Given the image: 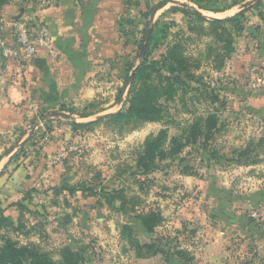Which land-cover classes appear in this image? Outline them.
Returning a JSON list of instances; mask_svg holds the SVG:
<instances>
[{"label": "rangeland", "instance_id": "374dc122", "mask_svg": "<svg viewBox=\"0 0 264 264\" xmlns=\"http://www.w3.org/2000/svg\"><path fill=\"white\" fill-rule=\"evenodd\" d=\"M257 1L76 0L81 6L90 4V15L97 18L103 11L94 10L106 8L107 18L71 27L73 49L66 51L74 57L66 63H72L89 91L79 90L78 105L61 103L54 94L41 95L43 101L28 123L0 133V171L10 174L25 166L37 181L22 201L0 207V217H9L15 225L5 222L0 235L35 243L55 259L65 246H88L86 264H184L174 255L177 248L191 253L189 264H264V0L253 8ZM42 4L48 8L54 1L0 2V26L15 46L14 23L25 22ZM185 6L213 19L244 13L245 28L234 32V52L221 69L208 64L216 47L213 39L200 36L197 29L190 32L196 26L193 17L173 12ZM148 27L152 41L145 57L150 62L161 60L169 44L191 38L185 51L194 77L185 79L189 84L179 86L173 97H160L164 119H109L74 130L72 120L57 113H91L88 120L97 121L128 110L131 73L143 59ZM69 73L71 68L65 67L61 76L66 79ZM212 90L220 101L212 102ZM208 107L221 122L215 139L206 149L199 144L173 149V139ZM161 132L166 139L154 159L157 168L144 174L139 155L145 142ZM243 151L249 155L242 156ZM185 167L192 170L184 173ZM95 190L102 192L92 196ZM122 198L128 201L124 211L117 210ZM143 209L163 216L154 233H146L134 218ZM20 222L23 227L16 230ZM124 225L133 228L140 243L155 242L170 248V254L138 258L122 238Z\"/></svg>", "mask_w": 264, "mask_h": 264}, {"label": "trees", "instance_id": "16d2710c", "mask_svg": "<svg viewBox=\"0 0 264 264\" xmlns=\"http://www.w3.org/2000/svg\"><path fill=\"white\" fill-rule=\"evenodd\" d=\"M7 1L8 0H1L0 2L1 4H5ZM262 1L263 0H258L254 3L253 8H258V5L262 4ZM202 9L208 11L212 10L207 7H203ZM173 12L187 13L189 16L193 17L196 26L190 27V32L198 31L197 33L200 34V36L208 35L213 39L216 45L215 49L210 50L208 64L216 69L224 67L234 52V32L240 33L245 28L242 22L244 13H238L234 16L225 18L210 19L204 15H200L195 9L188 6L179 9L175 8ZM189 39L191 38L186 37L185 39H179L175 44H169L161 60L150 62L147 57H144L140 65L134 66L137 67V71L131 85L130 105L126 112L112 114L97 121L85 123L72 121L74 130L89 127L97 122L109 119L117 120L132 117L145 123L164 119L166 115L163 106L158 102L160 97H173V95L178 92L179 86L184 88L189 84L185 79L194 77V73L190 70V66L192 65L191 59L187 56L185 51V46ZM151 41L152 35L150 38V42ZM197 68H200V63L197 65ZM148 70H150L151 73L146 77V72ZM203 87L207 88L205 85H203ZM210 94L211 96L209 95V97L212 102L216 100L220 101L215 91L212 90ZM222 105H224L223 102ZM91 115V113H82V116ZM220 123L217 112L212 111L211 108L208 107L205 114L196 116L192 122H189L188 125L182 129L181 135L173 139V149L175 148V150L179 151L184 146L196 144L206 149L220 131ZM165 139L164 132H161L158 136L149 138L145 142L143 151L138 158V166L144 169V174H149L157 168L154 159L155 156L158 155L157 153L163 148ZM241 155L248 156L249 154L248 151H243ZM190 170H192L191 167H185L183 172L188 173ZM91 192H94L93 194L90 193L92 196H98L102 191L96 192L95 190ZM121 194L122 192H118L117 196ZM115 198L117 197L115 196L111 200L113 201ZM127 203L128 201L126 198H122L121 205L117 210H126ZM138 203L137 201L132 206L134 212L137 210ZM18 205L23 206L22 203H18ZM134 218L141 223L144 231L149 234L154 233L162 225L164 220L161 212L155 209H143ZM5 222H7L6 225L15 226L14 222H11L9 217L1 215L0 228L4 227ZM22 227L23 224L20 222V225L15 229L20 230ZM133 234L134 230L130 225H124L122 227V238L126 240L130 247L135 249L138 258H146L157 253L170 254V248L165 249L162 245H157L155 242H146L142 244ZM1 239H3V244L0 245V264H86L89 261L88 246H85L81 250L71 246H65L58 252L59 258L55 259L49 253L41 252L39 250L40 247L35 243L25 245L18 241H13L10 237H2L0 235V240ZM145 249H147V251H145ZM174 255H176L179 260H183L184 264H189L188 261L191 259L189 256L192 257L188 250L182 248H177Z\"/></svg>", "mask_w": 264, "mask_h": 264}, {"label": "crops", "instance_id": "0c3cea01", "mask_svg": "<svg viewBox=\"0 0 264 264\" xmlns=\"http://www.w3.org/2000/svg\"><path fill=\"white\" fill-rule=\"evenodd\" d=\"M53 1L54 4L48 8H46L48 5L34 7L35 13L31 12L35 15L32 19L33 25L45 27L48 30L49 46H40L37 53L32 56H26L23 53H19L17 56H5L2 50L0 51V133L14 130L17 124L28 123L35 114V107L43 101L41 95L54 94L61 103L71 102L78 105L79 90L89 91L88 86H84L80 82L79 73L75 72L72 63H66V61L73 62L74 60L71 52L66 51H69L70 48L73 49L71 47L74 44L71 27L80 21L95 24L100 18L106 17L104 14L106 8L99 6L94 10L95 13L103 11L97 18L96 15H90L93 11L90 4L81 6L76 0ZM102 7L103 9H101ZM30 9L32 11V8ZM83 13L86 15L83 16ZM16 17L18 16L16 15ZM210 19L213 18L210 17ZM11 39L9 38V41ZM65 67L71 68V73L66 75V79H63ZM66 71L68 73L70 70ZM83 86L84 88H82ZM62 117L85 123L90 122L88 119L91 116L67 114ZM5 166L7 165L5 164ZM4 170L7 172L9 168L6 167ZM30 174L32 173L27 172L25 166L15 167L10 174L0 173V207L5 209L8 204L22 201L23 193L29 191L37 182ZM130 264H142V262L134 261Z\"/></svg>", "mask_w": 264, "mask_h": 264}, {"label": "built area", "instance_id": "2783aa9c", "mask_svg": "<svg viewBox=\"0 0 264 264\" xmlns=\"http://www.w3.org/2000/svg\"><path fill=\"white\" fill-rule=\"evenodd\" d=\"M39 7L45 6L42 4L39 5ZM34 16V14H31L23 23H14L16 28V47H14L15 45L10 43L6 38L4 33L5 28L0 26V49L5 56H17L19 53H23L26 56H32L37 53L40 46H49V32L45 27L33 25L32 19Z\"/></svg>", "mask_w": 264, "mask_h": 264}, {"label": "water", "instance_id": "95a60500", "mask_svg": "<svg viewBox=\"0 0 264 264\" xmlns=\"http://www.w3.org/2000/svg\"><path fill=\"white\" fill-rule=\"evenodd\" d=\"M195 11L198 12L197 9H195ZM156 12H157V10H155L154 13L151 16V20H150L151 23H152V21L155 18ZM150 38H151V29L148 27L147 32H146V39H145L144 48H143L142 54H141V57H143V58L145 57V54L147 52V49H148V46H149V42H150ZM136 71H137V67L131 73V78L132 79L134 78V75H135ZM59 114L62 115V116L67 115V114H65L63 112L62 113H59ZM103 117H105V116H99L98 118L99 119H102Z\"/></svg>", "mask_w": 264, "mask_h": 264}]
</instances>
